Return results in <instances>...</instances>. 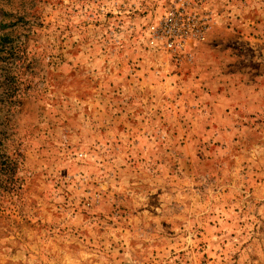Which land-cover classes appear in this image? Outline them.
<instances>
[{"label":"rangeland","instance_id":"rangeland-1","mask_svg":"<svg viewBox=\"0 0 264 264\" xmlns=\"http://www.w3.org/2000/svg\"><path fill=\"white\" fill-rule=\"evenodd\" d=\"M0 0V264H264V0Z\"/></svg>","mask_w":264,"mask_h":264},{"label":"built area","instance_id":"built-area-1","mask_svg":"<svg viewBox=\"0 0 264 264\" xmlns=\"http://www.w3.org/2000/svg\"><path fill=\"white\" fill-rule=\"evenodd\" d=\"M209 0H173L162 17L147 27L148 44L174 51L203 38L207 17L198 11Z\"/></svg>","mask_w":264,"mask_h":264},{"label":"trees","instance_id":"trees-1","mask_svg":"<svg viewBox=\"0 0 264 264\" xmlns=\"http://www.w3.org/2000/svg\"><path fill=\"white\" fill-rule=\"evenodd\" d=\"M4 44L3 42V38L0 40V46H2Z\"/></svg>","mask_w":264,"mask_h":264}]
</instances>
